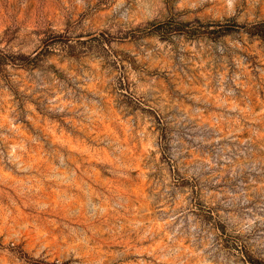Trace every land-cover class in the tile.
<instances>
[{"label":"rangeland","instance_id":"1","mask_svg":"<svg viewBox=\"0 0 264 264\" xmlns=\"http://www.w3.org/2000/svg\"><path fill=\"white\" fill-rule=\"evenodd\" d=\"M0 264H264V0H0Z\"/></svg>","mask_w":264,"mask_h":264},{"label":"clouds","instance_id":"2","mask_svg":"<svg viewBox=\"0 0 264 264\" xmlns=\"http://www.w3.org/2000/svg\"><path fill=\"white\" fill-rule=\"evenodd\" d=\"M229 2L231 3V0H229Z\"/></svg>","mask_w":264,"mask_h":264}]
</instances>
